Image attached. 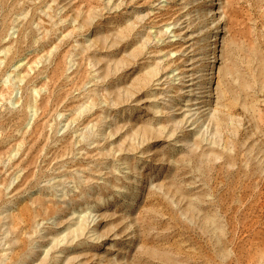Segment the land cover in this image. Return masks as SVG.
Listing matches in <instances>:
<instances>
[{
  "label": "rangeland",
  "instance_id": "rangeland-1",
  "mask_svg": "<svg viewBox=\"0 0 264 264\" xmlns=\"http://www.w3.org/2000/svg\"><path fill=\"white\" fill-rule=\"evenodd\" d=\"M0 264H264V0H0Z\"/></svg>",
  "mask_w": 264,
  "mask_h": 264
},
{
  "label": "bare ground",
  "instance_id": "bare-ground-1",
  "mask_svg": "<svg viewBox=\"0 0 264 264\" xmlns=\"http://www.w3.org/2000/svg\"><path fill=\"white\" fill-rule=\"evenodd\" d=\"M214 14L217 15V19H216L215 25L217 26V25L223 24L224 21L222 19L223 18L222 11H219V8H218L217 11L214 12ZM219 33L222 34V33H225V32H224V30H221Z\"/></svg>",
  "mask_w": 264,
  "mask_h": 264
}]
</instances>
